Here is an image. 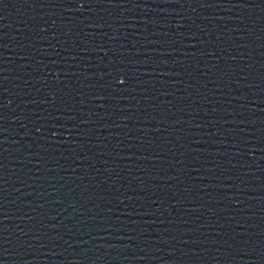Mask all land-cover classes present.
Returning <instances> with one entry per match:
<instances>
[{
  "label": "water",
  "instance_id": "water-1",
  "mask_svg": "<svg viewBox=\"0 0 264 264\" xmlns=\"http://www.w3.org/2000/svg\"><path fill=\"white\" fill-rule=\"evenodd\" d=\"M0 264H264V0H0Z\"/></svg>",
  "mask_w": 264,
  "mask_h": 264
}]
</instances>
